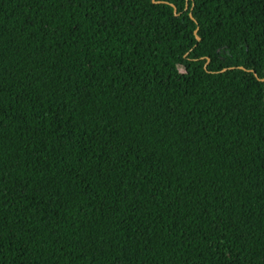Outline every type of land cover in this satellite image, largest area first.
Here are the masks:
<instances>
[{"label": "trees", "instance_id": "16d2710c", "mask_svg": "<svg viewBox=\"0 0 264 264\" xmlns=\"http://www.w3.org/2000/svg\"><path fill=\"white\" fill-rule=\"evenodd\" d=\"M156 1L0 0V264H264V0Z\"/></svg>", "mask_w": 264, "mask_h": 264}, {"label": "water", "instance_id": "95a60500", "mask_svg": "<svg viewBox=\"0 0 264 264\" xmlns=\"http://www.w3.org/2000/svg\"><path fill=\"white\" fill-rule=\"evenodd\" d=\"M154 2H157L156 0H154ZM175 11H177V8H175ZM199 30V29H198ZM256 76L258 77V74H256ZM262 80H264V79H262Z\"/></svg>", "mask_w": 264, "mask_h": 264}]
</instances>
